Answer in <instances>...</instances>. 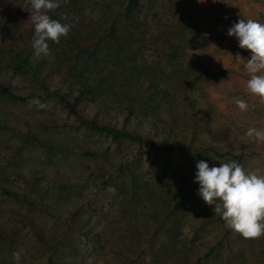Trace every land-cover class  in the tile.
Segmentation results:
<instances>
[{
  "label": "rangeland",
  "instance_id": "1",
  "mask_svg": "<svg viewBox=\"0 0 264 264\" xmlns=\"http://www.w3.org/2000/svg\"><path fill=\"white\" fill-rule=\"evenodd\" d=\"M60 2L51 18L74 27L59 44L49 41L51 57L37 58L50 88L61 87L54 71L63 55L82 65V78L93 84L106 76L121 81L131 66L154 71L163 77L156 81L157 103L150 117L136 114L128 128L135 133L145 126L144 138L154 125L172 128L177 137L187 132L198 149L113 141L79 126L28 77L0 69V83L26 98L12 101L0 91V122L8 128L0 130V227L11 236L0 243V264H15L13 252L20 264H264V236L244 239L229 228L224 237L214 206L198 195V182L185 177L200 160L210 167L233 160L214 152L242 155L237 162L246 171H264V143L246 136L249 128L264 129V104L246 91L243 65L251 53L227 35L239 19L264 23V0H138L129 18L124 0ZM30 15L25 0H0V48L34 56ZM175 46L178 57H167ZM116 52L118 63L110 59ZM7 59L0 54V65ZM196 70L215 76L192 82ZM147 80L130 78L140 92ZM237 100L247 103L246 111ZM106 108L111 124L121 125L124 112ZM178 201L181 208L173 212Z\"/></svg>",
  "mask_w": 264,
  "mask_h": 264
},
{
  "label": "trees",
  "instance_id": "2",
  "mask_svg": "<svg viewBox=\"0 0 264 264\" xmlns=\"http://www.w3.org/2000/svg\"><path fill=\"white\" fill-rule=\"evenodd\" d=\"M137 7L138 0H124L123 16L129 18L131 14L137 10ZM113 31L114 28L111 27L106 35L109 39L111 38ZM179 50L180 47L175 46L169 52L164 53L167 57L175 59L179 55ZM0 54L8 57L6 62L0 65V69H12L17 74L28 77L30 84L35 86L38 91H42L48 96L52 95L56 102L63 106L81 127L105 134L113 141L129 139L134 142H146L151 145L169 147L180 152L198 149L195 147L194 136L188 138L189 134H187V132L185 133L181 131L179 132L180 137H177L176 134L173 133L172 128L154 125L152 127L154 131L152 136L144 138L141 135V130L145 126L138 125L137 131L139 132L135 133H131L128 128L131 121H135L134 115L138 114L143 118L150 117L151 112L149 110L157 103L156 97L158 96V86L156 81L163 77L158 78L157 73L154 71L131 66L120 73L122 76L121 81L114 80L113 76H106L100 82L93 84L90 83L88 79L82 78V75L84 74V68L82 65H76L72 60H67L63 55L58 62L62 64V67L54 71V73L61 77V87L51 89L48 80L45 78L46 68L35 56H31L29 51L13 48H0ZM110 59L114 63H118L117 52L114 56L110 57ZM60 64L59 66H61ZM144 76L148 79V85L142 92H140L134 84L131 83L130 78H141ZM213 76H215L214 73H209L205 70H196L191 81L196 82L202 80L204 77ZM0 91L12 101L22 102L26 100V98L15 94L7 84L0 83ZM35 95V93H32L30 96L34 97ZM104 96H108V100H106ZM106 107L117 108L124 112L122 114L123 121L121 125L111 124V118H108L109 114ZM5 125L6 122H0V130L3 131L8 129ZM206 135L212 136L210 132H207ZM158 137H163L161 142H158ZM214 153L219 157H230L236 161H241L242 159V155L235 156L231 153H225L223 155L216 154V152ZM185 177L195 181V174H190ZM1 192L17 201H23L29 206H33V203L28 202L14 192L6 189H1ZM181 205V201L176 202L173 212L179 210ZM218 221L224 233V237H229L231 230L225 227V221L221 217H219ZM30 225L37 239L42 243L43 239L39 235L38 229L35 228L33 224ZM10 237L9 234H3L0 227V243Z\"/></svg>",
  "mask_w": 264,
  "mask_h": 264
},
{
  "label": "clouds",
  "instance_id": "3",
  "mask_svg": "<svg viewBox=\"0 0 264 264\" xmlns=\"http://www.w3.org/2000/svg\"><path fill=\"white\" fill-rule=\"evenodd\" d=\"M64 2L67 3V0ZM60 7V0H25V9L31 13L30 20L34 25L32 49L36 58L51 57L49 41L59 44L61 38H66L74 27L73 24L51 18L50 13ZM207 35L203 34L202 38ZM227 35L235 37L239 48L251 53L243 65L249 74L246 91L264 104V23L239 19L228 28ZM35 103L41 108L45 107L39 101ZM236 104L242 111L248 108L243 100H237ZM246 136L264 143V129L249 128ZM196 169L198 195L208 206H214V213L225 221V227L244 239L255 240L264 236V171H246L235 160L220 162L219 167H210L206 161L200 160ZM13 259L15 264H20V253L13 252Z\"/></svg>",
  "mask_w": 264,
  "mask_h": 264
}]
</instances>
